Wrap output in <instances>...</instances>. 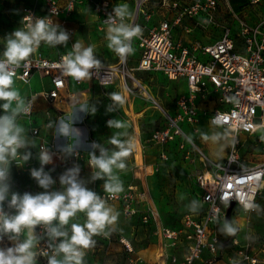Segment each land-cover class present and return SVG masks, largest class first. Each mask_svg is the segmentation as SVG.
Returning a JSON list of instances; mask_svg holds the SVG:
<instances>
[{"label":"built area","instance_id":"2783aa9c","mask_svg":"<svg viewBox=\"0 0 264 264\" xmlns=\"http://www.w3.org/2000/svg\"><path fill=\"white\" fill-rule=\"evenodd\" d=\"M263 1L246 0V3L252 6ZM87 3L91 4L94 21L101 30H107L105 20L115 6L128 5L124 0H33L20 5V23L26 29L35 18L48 17L68 32L67 44H70L76 31L72 23L73 13ZM148 3L152 0H137L132 12L128 5L130 15L125 18L126 23L138 25L141 29L139 36L132 40V44L134 41L139 48L136 66L128 64V56L125 62L120 60L115 69L110 65H101L99 69L92 70L90 79L76 80L60 67L62 57L69 52L50 53L38 47L16 69L13 87L26 102H32V111L17 119V123L25 128L24 136L29 143L19 150L18 157L11 161L10 166L25 173L39 169L42 148H47L52 154V162L44 165V171L51 177L54 176L52 170L58 168L78 165L81 170L84 164L89 166L91 150L81 147L73 154H67L60 150L64 146H60L55 137V126L66 111L64 107L76 97L72 86L91 82L107 94V88L117 85L115 80L120 78L122 87L129 94L139 84L133 71L161 72L168 79L183 83L185 90L179 93L173 112L163 111L165 119L161 127L152 131L151 139L159 147L157 158L163 162L175 158L191 163L197 158L196 152L200 153L205 169L196 175L199 187L196 211L185 212L178 227H167L161 224L149 194L133 184H129L116 198H110L104 191V180L95 192L107 202H117L126 218L132 219L139 214L144 226L154 224V233L162 239L163 244H159L160 251L154 261L138 255L129 256L125 264H235V261L222 258L228 246H223L221 224L233 203L232 210L237 207L247 212L254 210L264 186V160L246 165L239 153L242 133L253 136L264 133V18L255 23L241 21L237 30L225 24L217 38L202 42L190 34L197 27L206 30L217 24L220 0H158V6L164 12L159 23L149 29L147 26L152 14ZM165 11L173 14L166 15ZM30 16L32 19H29ZM180 24L184 25L183 33L191 38L177 34L175 26ZM35 74L47 77L49 84L40 91L27 92L26 87L31 86ZM127 78L133 83L129 84ZM38 98L48 102L43 109L44 121L35 118V113L40 110ZM258 109L261 111L259 116ZM0 114H3L2 111ZM216 117L222 118L221 127L228 129L231 139L224 162L214 160L201 151L195 136L190 133H199L198 125L202 119L217 126L212 122ZM186 124L191 131L185 128ZM246 125H253V128L246 129ZM132 143L137 147V143ZM26 153H31V156L24 161L22 157ZM246 204L253 207L246 208ZM56 223L53 222L54 225ZM34 231L39 239L38 249L50 251L46 227L37 225ZM120 240L127 253L135 251L129 239L121 237ZM228 244L238 253L240 260L247 259L252 263L259 260L248 254L246 245L238 237H231ZM107 245L100 244L97 249ZM91 249L86 251L84 264H96ZM37 264H47V257L38 256Z\"/></svg>","mask_w":264,"mask_h":264},{"label":"rangeland","instance_id":"374dc122","mask_svg":"<svg viewBox=\"0 0 264 264\" xmlns=\"http://www.w3.org/2000/svg\"><path fill=\"white\" fill-rule=\"evenodd\" d=\"M30 0H0V54H2L5 47V38L19 28H23L20 23V11L18 5ZM137 0H127L131 12L135 8ZM246 0H220L218 10L216 13L217 24L211 25L204 30L197 27L193 30L192 37L199 39L202 42L213 40L221 33L225 24L232 26L235 30L239 29L241 21H248L250 23L258 22L264 18V1L249 6L245 3ZM149 4L151 11V19L148 22L147 29L157 25L164 10L158 6V0H152ZM155 10V11H153ZM166 15H172L173 12ZM90 17V16H89ZM88 17V18H89ZM77 32L70 44L58 45L55 48L40 44V48L50 53H64L72 51L73 45L80 42L83 46L89 45L94 48V55L101 61V65H117L120 58L108 48V41L106 39V30L98 32L94 26L86 22L85 17L77 20ZM80 21V22H79ZM75 26V27H76ZM177 34H185L184 25L175 26ZM189 34H185L188 37ZM134 55L138 51L137 44L133 41ZM129 56H133L129 55ZM129 58L131 65H136L133 58ZM135 79L138 81L136 89L127 94L126 90L121 87V79L115 80L114 86L108 90L109 93L104 97H97L93 91L94 88L90 85H83L76 88L77 97L70 102L69 106H65V112L62 113V118L66 114H70L73 106H78L82 103H88L90 106L95 105L96 113L83 114L81 113V120H78L73 127L79 129L82 133L81 139L84 141L83 148L88 150H95L99 155V149H92L93 142L109 149L114 147L108 141L109 138L116 132H126L127 135L120 137L122 140L134 141L137 143L139 150L131 151L130 154L124 158L126 164L125 169H114V171L121 173L119 176L123 180L124 173L132 174L133 180L139 179L140 171L144 175V181L150 182L151 195L150 202L159 213V218L165 225L175 226L181 221L183 214L190 211L193 207V201L198 199L199 187L196 180L197 172L205 169L200 153L196 152L197 158L191 163L182 160L172 159L169 162L159 160L156 155L157 147L151 139V133L155 128L161 127L165 117L163 111L171 113L176 107V100L180 91L183 88L179 83L168 79L164 74L158 71H143L136 70L132 72ZM129 84L133 83L130 78H127ZM33 86L39 88L41 84L38 77L34 79ZM29 89V87H26ZM29 90H27L28 92ZM111 93H118L123 103L117 106V110L108 112L107 107L112 103L110 99ZM147 93V94H145ZM127 94V95H126ZM41 105L40 110L35 113V118L38 120H45L43 113V106L48 105L42 102L43 98H39ZM72 106V107H71ZM59 113V112H57ZM261 111L258 109V115ZM61 118V119H62ZM94 118V121H91ZM110 119H119L124 122L126 128L111 129L107 126V121ZM60 120V119H59ZM58 120V121H59ZM57 121V122H58ZM199 133H192L197 146L210 158L219 162H224L230 147L231 139L228 137V129L221 126H213L206 119H202L199 123ZM188 131H191L189 125H185ZM263 131L262 129L260 130ZM56 137V135H55ZM206 137V139H205ZM214 137H216L214 139ZM242 144L239 147L241 160L246 165H253L264 160V133L249 135L242 133ZM60 146H65L67 143H72L70 138L56 137ZM131 144H133L131 142ZM141 145H144V167L136 166V153L140 154L138 157L141 163ZM137 147V148H138ZM199 151V150H198ZM177 155V154H176ZM178 161V162H177ZM159 167L158 171L155 168ZM70 168H58L52 170V179L55 183L51 186L49 191H63V186L59 183V178L66 170ZM80 174V173H79ZM80 179V177H78ZM150 180V181H149ZM136 181V180H135ZM139 182V181H138ZM153 182V184H152ZM10 185V192H18L23 194L25 192L33 195L44 191L40 188L37 181L31 176V173L18 171L10 166V178L8 181ZM123 186H125L123 184ZM119 214L118 219L110 229L108 235H96L93 239L96 241L94 249V259L96 264H125L129 256L141 255L147 259L155 260L158 256L159 240L158 235L153 234L150 229L142 228L141 231L133 235L135 222H128L121 212L120 205L116 202H107ZM195 205V207H196ZM5 210L9 213H14V209H9L7 203ZM85 216L80 213L73 221L75 223H83ZM233 226L239 230L236 237L240 242L246 245L248 254L256 256L259 260L255 263L249 262L247 259L240 260L238 253L228 243L233 236L225 235L222 232L223 246H228L222 258L226 261H235V264H264V186L259 194L255 209L252 211H244L242 208H235L232 210L230 221ZM223 226V223H222ZM221 226V228H222ZM67 227V226H66ZM122 236L131 239L135 251L127 253L125 246L120 241ZM24 237L21 236V239ZM38 238V237H37ZM39 241V239H38ZM39 244V242H38ZM100 244H109L101 250L97 249ZM12 242L7 237L0 243V247H10ZM240 260V261H239Z\"/></svg>","mask_w":264,"mask_h":264},{"label":"clouds","instance_id":"9594fccd","mask_svg":"<svg viewBox=\"0 0 264 264\" xmlns=\"http://www.w3.org/2000/svg\"><path fill=\"white\" fill-rule=\"evenodd\" d=\"M130 15L128 5L118 4L105 23L108 25L106 39L108 48L114 52L122 62L129 55L134 54L132 40L139 36L141 29L125 22ZM29 19H32L30 16ZM69 34L58 24H54L48 17L35 18L25 28H19L7 35L5 47L0 54V243L7 237L12 242L10 247H0V264H37V257H47V264H84L86 251L93 248L96 235H108L110 229L118 219V213L107 203V200L90 190L79 179L80 168L74 166L64 172L59 178L63 191H49L55 183L51 175L44 171V165L52 162V154L47 148H42L39 154L41 167L32 169L31 176L44 191L35 195L25 192H10L8 183L10 165L19 155V150L26 148L29 141L24 136L25 128L17 123L18 117L29 115L32 111V102H26L20 93L13 87L16 69L26 62L43 42L55 48L66 45ZM101 61L94 55L93 46H83L80 42L73 45L72 51L63 56L60 67L63 72L76 80L90 79L94 69H99ZM112 103L107 111L117 110L123 103L118 93H111ZM95 105L82 103L73 106L70 114H66L55 126L57 137L70 138L73 142L69 146L61 147V151L73 154L84 146L82 133L73 125L81 120L80 114H95ZM213 124L221 126L222 118L213 119ZM52 126V122H49ZM107 126L111 129H124L126 125L119 119H110ZM246 129L253 125H246ZM126 132H116L109 138L114 147L109 149L93 142L92 149H99V155L93 150L89 152V166L94 170L92 179H103L104 191L110 198H116L123 189V182L114 169L123 170L126 167L124 158L133 149L130 141L120 137ZM216 137H214L215 139ZM206 139V137H205ZM31 153L23 155L27 161ZM227 201V198H224ZM14 213L5 210V204ZM196 201H193L192 211H196ZM251 208L253 205H245ZM78 213H83V223L73 221ZM57 223L54 225L53 222ZM46 227L49 237L48 250L38 249V238L35 235L37 225ZM67 226V227H66ZM238 228L227 219L220 229L225 235L235 236ZM21 236L24 238L21 239Z\"/></svg>","mask_w":264,"mask_h":264},{"label":"crops","instance_id":"0c3cea01","mask_svg":"<svg viewBox=\"0 0 264 264\" xmlns=\"http://www.w3.org/2000/svg\"><path fill=\"white\" fill-rule=\"evenodd\" d=\"M33 0H30V2L28 1V2H26V3H31ZM62 2H65L66 0H61ZM124 1H126L127 2V0H124ZM232 1V0H231ZM23 3H25V1L23 2ZM23 3H21V4H19L18 5V7L17 8H19L20 7V5H22ZM246 3V2H245ZM19 15H20V13H19ZM90 16V17H89ZM83 17H85V19H86V22H88L89 24H91L92 26H94L95 28H96V30L98 31V32H100V31H102L101 29H99L98 27H97V24H96V22L94 21V18H95V16L93 15V9H92V6H91V4H89V3H87V4H85L83 7H81V8H79L78 10H76L75 11V13H73V26L75 27L76 25H77V20H79V19H83ZM89 17V18H88ZM80 22V21H79ZM75 29H76V31H75V33L73 34V36H72V39H74V37H75V34H76V32H77V26L75 27ZM103 31H104V29H103ZM107 31V30H106ZM191 37H192V35H191ZM190 37V35H188V37H185L186 39H189V38H191ZM138 49V51H139V48H137ZM138 51L135 53V55L133 54V56L131 57V56H129V58L131 57V58H133V60H135L136 61V65H137V63H138V59L136 58V56H137V54H138ZM128 64L131 66V67H133V66H136V65H131L130 64V62H129V60H128ZM38 77V79H39V82H40V84H41V87H39V88H37V87H35V86H33V81H34V79H36ZM175 82H177V83H179L180 84V86L183 88V90H185V86H184V84L183 83H181V82H178V81H175ZM48 84H49V80H48V78L47 77H43V76H41L40 74H35L34 75V78H33V80H32V83H31V86H29V91L28 92H31V91H40V90H42L43 88H46L47 86H48ZM85 85H88V87H90V85L94 88V92L97 94V97L99 98L100 96L101 97H104V95H107L108 93H109V89H110V87L111 86H109L107 89V94H105V93H102L101 92V89H100V87L98 86V85H95V84H93V83H91V82H86V83H84ZM84 84H82V85H73L72 86V89L74 90V91H76L77 89L76 88H78V87H81V86H83ZM121 84V83H120ZM121 87H122V85H121ZM28 90V88H26V91ZM182 90V91H183ZM181 92V91H180ZM77 93V92H76ZM77 95L78 94H76V97H77ZM75 97V98H76ZM75 98H73L70 102L71 103H73V100L75 99ZM38 100H40L39 98H38ZM42 102L44 103V104H48V102L43 98L42 99ZM39 105H41V103H40V101H38V107H39V109H40V106ZM42 106V105H41ZM47 105H44L43 107L45 108ZM72 107V106H71ZM43 108V109H44ZM95 119L94 118H91V121H94ZM132 142V141H131ZM138 147V146H137ZM136 146L134 147L133 146V151H135V149L136 150H139V147L137 148ZM156 147H157V145H156ZM86 149V148H85ZM157 149L159 150V147H157ZM158 150H157V152H158ZM91 152V151H90ZM137 153H138V151H137ZM137 153H136V155H137ZM97 155H98V153H96ZM158 156V154L156 155V157ZM135 159H137V156H136V158ZM141 163H139L138 162V160L135 162V165L136 166H140L141 168L142 167H144V145H142V149H141ZM178 162V161H177ZM92 169L89 167V166H87L86 164H84L83 165V168H81V170H80V174H79V177H80V179L85 183V186L87 187V188H89L90 190H93V191H96V190H98V189H100L101 188V186H102V181H103V179H96V180H93L92 179V175H93V172L91 171ZM155 170L156 171H158V169L157 168H155ZM116 174H118L119 176L121 175V173H119V172H116V171H114ZM137 173H139L138 175H139V179L140 180H137V179H134L133 180V176H132V174H128V173H124V176H123V180H122V182H123V184L125 185V186H123V189H125L129 184H133V185H135V186H137L139 189H141V190H143V191H146L148 194H149V196L151 195V186H150V182H145L144 181V175H142L141 174V172L140 171H136ZM136 180V181H135ZM139 181V182H138ZM150 181V180H149ZM152 184H153V182H152ZM150 198H152V196L150 197ZM114 203V202H113ZM117 203V202H116ZM121 208V207H120ZM143 209H144V205H143ZM122 212V211H121ZM124 215V214H123ZM125 217V216H124ZM126 218V217H125ZM127 219V221L128 222H135V225L133 226V227H136L137 229H134V231H133V235H135V233H137L138 231L140 232L141 231V229L143 228H146V229H150L152 232H153V234H155L154 233V230H155V225L154 224H152V225H145L144 226V224H142L141 223V220H140V216H139V214L138 215H136L134 218H132V219H129V218H126ZM160 219V218H159ZM161 221V220H160ZM181 222V221H180ZM180 222L178 223V225H175V226H168V225H165L164 223H162V221H161V224H163L164 226H167V227H178L179 225H180ZM221 226H222V224H221ZM156 235V234H155ZM122 237H125V238H127V239H129V241L132 243V241H131V239L130 238H128V237H126V236H122ZM158 240H159V242H160V244H163V242H162V239L160 238V237H158ZM121 241V240H120ZM123 244V243H122ZM133 244V243H132ZM151 259V258H150Z\"/></svg>","mask_w":264,"mask_h":264},{"label":"water","instance_id":"95a60500","mask_svg":"<svg viewBox=\"0 0 264 264\" xmlns=\"http://www.w3.org/2000/svg\"><path fill=\"white\" fill-rule=\"evenodd\" d=\"M233 206H234V203H233V204L228 208V210H227L226 219H227L228 221H230V219H231V213H232Z\"/></svg>","mask_w":264,"mask_h":264},{"label":"bare ground","instance_id":"6f19581e","mask_svg":"<svg viewBox=\"0 0 264 264\" xmlns=\"http://www.w3.org/2000/svg\"><path fill=\"white\" fill-rule=\"evenodd\" d=\"M110 67H112L113 69L117 68L116 65H110ZM145 94H147V93H145ZM147 95H148V94H147ZM136 156H137V160L139 161L140 158L138 159V157L140 156V154L137 153Z\"/></svg>","mask_w":264,"mask_h":264}]
</instances>
